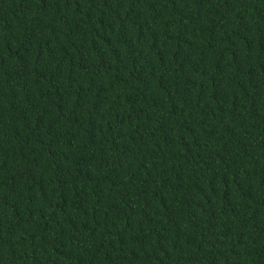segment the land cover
<instances>
[{
	"label": "trees",
	"instance_id": "obj_1",
	"mask_svg": "<svg viewBox=\"0 0 264 264\" xmlns=\"http://www.w3.org/2000/svg\"><path fill=\"white\" fill-rule=\"evenodd\" d=\"M0 264H264V0H0Z\"/></svg>",
	"mask_w": 264,
	"mask_h": 264
}]
</instances>
